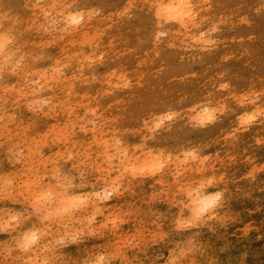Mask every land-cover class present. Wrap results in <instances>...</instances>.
I'll list each match as a JSON object with an SVG mask.
<instances>
[{"label":"bare ground","instance_id":"obj_1","mask_svg":"<svg viewBox=\"0 0 264 264\" xmlns=\"http://www.w3.org/2000/svg\"><path fill=\"white\" fill-rule=\"evenodd\" d=\"M13 1L0 2L1 12L11 10L19 15L23 26L31 30L26 50L27 64L20 75L38 73L41 79L48 78L42 92L47 99H60L61 103L72 92L75 98L72 101L79 107L83 79L77 70V56H70V52L62 47L53 53L48 51L44 56L39 53L32 37V25L27 24L29 19L24 10L17 8L22 2ZM25 3L27 5L29 2ZM125 3L128 2H119L117 5ZM190 7L187 0L161 2L157 14H153L149 22L152 25L151 31L156 33L163 27L175 30L183 27L185 30H194L197 34V24ZM114 13L115 8L106 11V14ZM188 23L189 27L183 26ZM91 24L90 13L69 6L65 8L60 20L61 27H76L80 31ZM253 28L254 31L248 28L247 34H261L259 22ZM7 40V35H0V57L10 54L4 48ZM83 45L87 47L84 43ZM108 60L109 57L99 80L90 85L92 89H97L94 94H98L99 88L103 87L112 96ZM38 62L44 65L40 67ZM57 64L68 65L65 77H57L54 73L52 67ZM225 66L229 68L228 65ZM227 68L224 67L229 71ZM2 74L8 84L0 87L1 264L6 263L12 250L22 251L25 254L22 258L28 264H147L148 261L145 260L154 259L155 249L160 243L165 251L163 257L169 262L176 254L175 249L180 251L192 241L196 242H192L196 246L195 254L194 257L182 254L185 264H240L239 252L243 247H257L256 243L251 244L250 241L257 235L255 232L258 227L253 224L251 212L246 208V203H253L256 196L252 180L243 176L224 177L219 167L212 169L204 166L205 160L195 152L186 160H174L178 163L188 162L186 168L190 170L188 174L175 178L174 170L179 172L177 166L163 170L158 155L135 151L129 155L115 143L111 144L114 147L113 152H110L107 140H103L100 135L102 130L93 127V118L86 116L83 119L77 114L70 116L65 106L59 112L46 111L40 121L31 117L26 125L14 126L11 115L13 108L21 106L25 113L32 114L29 109L23 108L22 98L33 102L44 100L33 86H28L25 92L12 86L17 81V75L12 70H5ZM209 86L215 95H224L226 100L232 97L230 93L221 92L218 85ZM197 89L206 95L205 81L197 84ZM201 94V99L205 100V95ZM231 103L232 108L228 111H219L220 119H216L218 117L213 109H207L204 103L198 105L194 114L196 122L208 124L204 133L210 134L214 139L222 131H236L233 141L217 147L216 153L223 157L224 154H243L246 144L260 131L264 133V122L257 120L254 101L248 104L237 98ZM99 114L95 115V119H100ZM170 114L166 112L160 116V120L166 119ZM176 122L177 119L173 123ZM90 124L92 126L88 127ZM168 133L172 136L169 128L161 130L158 133L160 141ZM138 139L141 143L144 135L141 134ZM160 141L150 144L155 147ZM139 142L136 147L141 145ZM16 146L22 149L20 153L15 149ZM114 155L117 156L116 161L113 159ZM83 158H86L88 164H82ZM97 158L101 160L98 161ZM23 164H28L26 171L19 169ZM209 164L227 163L225 160H211ZM199 166H204L205 170L200 172ZM48 173L53 176V180L48 177ZM208 174L210 175L206 177ZM261 180L264 185V172ZM163 181L169 182V188L166 196L156 201L155 207L164 212V218L162 222L154 223L151 226L153 230H148L149 233H141L143 230L140 232L141 228L138 227L147 224L146 216L149 214L143 213V219L137 221L136 210L131 209V206L124 207L122 197L125 191L131 193L138 188L154 186V183ZM221 194L224 196L219 199ZM46 220L49 224H46ZM182 221L187 225L191 224V228L184 229ZM88 227L91 229L88 230ZM136 232L137 235L140 232L138 236ZM136 240L138 243H134ZM21 242L26 246L24 249H21ZM180 253L182 252H178ZM46 254L50 256L47 257Z\"/></svg>","mask_w":264,"mask_h":264},{"label":"rangeland","instance_id":"obj_2","mask_svg":"<svg viewBox=\"0 0 264 264\" xmlns=\"http://www.w3.org/2000/svg\"><path fill=\"white\" fill-rule=\"evenodd\" d=\"M167 1H19L22 3L17 8L24 10L25 16L29 19L27 24L32 25V37L38 46L39 53H43L44 56L46 52L53 53L62 47L70 52V56H77V70L83 79L80 86L82 95L79 98V107L72 101L75 100L72 92H69L61 103H59L60 99H47L42 92L48 78L43 80L38 73L20 75L27 64L26 50L31 38V30L23 26L19 15L11 10L4 13L0 10V35L8 36V40L4 42V48L5 51L10 52L9 56L0 57V87L8 84L2 73L10 69L17 75V81L12 86L20 88L23 92L28 86H33L44 100V102L40 100L33 102L22 98L23 108L29 109L32 114L28 115L21 106H16L11 113L12 123L14 126L26 125L31 117L40 121L46 111L59 112L65 106L70 116L77 114L83 119L86 116L93 118V127L102 130L100 135L103 136V140H107L110 152H113L114 147L111 144L115 143L116 146L125 149L129 155L134 151L158 155L159 160L162 161L163 170L177 166L179 172L174 170L175 178L181 177L184 173L188 174L190 170L186 168L188 162L178 163L174 160H186L194 152L198 157L203 158V161L205 160L204 166L212 169L219 167L224 177L249 178L256 187V196L253 203L250 205L246 203V208L251 212L253 224L258 227L255 232L256 239H251L250 243H256L257 247L250 249V246L245 245L239 252V259L240 264H245L244 262L264 264V257H262L264 254V245H262L264 244V185L261 180L264 172V133L260 131L248 142L243 154H224L225 157H223L216 153V149L233 141L237 135L236 131H222L214 139L210 134L204 133L208 124L196 122V115H194L198 105L204 103L207 109H213L218 117L220 110L228 111L230 107L232 108L231 101L238 98L248 104L254 101L253 108L257 111V120L264 122V9L262 7L264 3H256L264 2V0H187L190 2V12L197 24L195 30L198 33L190 29L185 30L183 27L176 30L163 27L154 33L151 31L152 25L149 22L153 14H157V8L161 2ZM0 2L14 1L0 0ZM25 2H29L28 7ZM119 2L128 3L117 5ZM67 6L90 13L92 24L81 31L76 27L67 29L61 27L60 20ZM113 8H115L113 15L106 14L107 10ZM9 20L12 22L8 23ZM258 22L261 34L254 36L247 34L246 30L251 28L254 31L253 27ZM183 26L189 27V23ZM83 43L87 46L86 48ZM108 57L112 96H109L103 87L99 88L98 94H94L97 89H92L90 85L99 80L100 74L107 67ZM38 65L42 67L44 64L38 62ZM67 67V64H57L52 68L57 77L63 78L68 73ZM202 81H205L206 95L202 90L197 89V84H201ZM211 84L218 85L221 92L230 93L232 97L226 100L224 95H215L209 86ZM201 92L205 95V100L201 99ZM166 112L171 114L166 119L160 120V116ZM97 114L100 119H95ZM175 119L177 122L173 123ZM214 119L213 115V121ZM91 126V124L88 125V127ZM165 128L171 130L172 136L168 133L160 141L158 133ZM141 134L144 135V139L140 143L138 136ZM96 137H98L97 134ZM157 141L161 143L155 147L150 144ZM137 142L141 145L136 147ZM102 147L104 148L103 144ZM15 149H18L19 153L22 151L20 146H16ZM99 149H101L100 146ZM103 154L102 150L101 155ZM113 159L116 161L117 156L114 155ZM97 160L100 161L101 158ZM211 160L213 162L225 160L227 164H209ZM82 164H88L86 158H83ZM27 166L28 164H23V167L19 169L26 171ZM204 166H199L200 172L205 170ZM251 166L252 169H249ZM48 177L53 180L50 173ZM169 182L154 183V186L141 187L131 193L125 191L122 202L124 201V207L131 206V209L136 210L137 221L143 219L141 218L143 213L149 214L146 216L147 224L144 223L142 227H138L141 228L140 232L143 230L141 233H149L148 230H153L151 226L154 223L162 222L164 212L156 209L155 203L166 196ZM223 196L224 194H221L218 197L221 199ZM150 217H153V221ZM182 222L184 229L191 228V224ZM47 223L49 224L48 220H46ZM89 229L91 228L88 227ZM192 242L190 243L192 245L185 244L180 251L175 249L176 254L169 262L163 257L165 251L161 243L157 244L154 252V259H156L150 261L146 259L145 262L148 261L147 264H185L182 254L192 257L195 254L196 246ZM21 245H23L22 248ZM20 246L24 249L25 245L21 242ZM12 252L13 255L7 253L10 256H7V261L3 264H28L22 258L25 255L22 251L12 250ZM178 252H182L181 255ZM46 255L50 256V254Z\"/></svg>","mask_w":264,"mask_h":264}]
</instances>
